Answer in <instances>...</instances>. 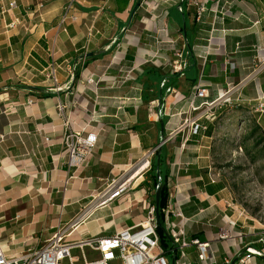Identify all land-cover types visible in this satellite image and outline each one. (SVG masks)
<instances>
[{
	"label": "crops",
	"instance_id": "0c3cea01",
	"mask_svg": "<svg viewBox=\"0 0 264 264\" xmlns=\"http://www.w3.org/2000/svg\"><path fill=\"white\" fill-rule=\"evenodd\" d=\"M15 1L16 10L0 12V245L7 256L45 246L58 230L79 242L139 226L154 205L145 175L153 160L167 175L160 209L167 238L159 245L169 264H237L247 248H264V228L242 217L212 173L213 133L180 131L196 87L207 93L196 105L223 94L239 105L223 104L202 120L213 128L217 119L238 120V110L244 121L261 117L255 110L264 106V0ZM67 7L74 20L60 25ZM181 49L189 60L175 73L163 58L174 60ZM50 66L56 85L47 78ZM162 80L172 86L159 105ZM68 126L97 134L76 171L66 166ZM120 178L129 179L128 190L100 207L97 195ZM192 240L208 244V262H199Z\"/></svg>",
	"mask_w": 264,
	"mask_h": 264
},
{
	"label": "built area",
	"instance_id": "2783aa9c",
	"mask_svg": "<svg viewBox=\"0 0 264 264\" xmlns=\"http://www.w3.org/2000/svg\"><path fill=\"white\" fill-rule=\"evenodd\" d=\"M4 3H6V6H4ZM0 4L2 5L1 14L17 9L15 0H0ZM69 9L70 7L64 9L60 25H65L66 21L71 18L68 15ZM204 10V7L198 8L197 18L203 14ZM155 41L156 45L159 46L160 40L155 39ZM174 57L175 59L171 60L165 55L163 64L171 71L180 73L186 66L184 49L175 51ZM77 65L78 63L74 64L71 70H75ZM55 71V67L50 66L47 78L56 85ZM87 83L94 84V81L89 79ZM224 96L225 94L221 95L219 99L211 103L204 101L196 105L197 100H203L207 97L204 88L196 87L188 101L187 110L183 113L184 119L180 131L187 128L191 137L195 136L199 130H204L202 120L213 118L214 111L223 104H233L230 99L224 98ZM26 104L32 105L33 101L28 100ZM255 111L264 113V106H259ZM95 114L93 112L92 115ZM63 144L67 152L66 166L76 171L84 166L88 157L96 148L97 134L73 131L68 126L63 137ZM150 155L153 156L154 151ZM157 180L160 181V177H157ZM211 181L213 182L212 179ZM128 188L129 179L111 180L105 189L97 195L99 206H108L120 198ZM156 229V208L152 204L146 208L145 220L142 224L133 228L116 230L108 236L89 238L79 242H67L64 231L58 230L46 242L45 246L37 250L28 249L19 256H7L0 245V264H169L164 251L159 245ZM178 236L179 233L172 232V238ZM220 236L221 239L227 237L224 234ZM190 244L196 247L199 262L206 263L209 261L208 244L201 243L198 240H192ZM183 246L186 245L183 244ZM74 251L78 253L75 254ZM252 257L264 258V248L260 250L247 248L245 255L239 258L237 264H247ZM223 264H230V261L225 260Z\"/></svg>",
	"mask_w": 264,
	"mask_h": 264
},
{
	"label": "rangeland",
	"instance_id": "374dc122",
	"mask_svg": "<svg viewBox=\"0 0 264 264\" xmlns=\"http://www.w3.org/2000/svg\"><path fill=\"white\" fill-rule=\"evenodd\" d=\"M217 120L208 141L212 173L228 187L242 217L264 228V135L253 132L249 121Z\"/></svg>",
	"mask_w": 264,
	"mask_h": 264
},
{
	"label": "trees",
	"instance_id": "16d2710c",
	"mask_svg": "<svg viewBox=\"0 0 264 264\" xmlns=\"http://www.w3.org/2000/svg\"><path fill=\"white\" fill-rule=\"evenodd\" d=\"M185 53H186V66H185V68H186L187 64H188V60H189V52L185 51ZM178 77H179V75L175 76L173 79H177ZM170 86H172V85H170V84L168 85L165 80L161 81L160 91L158 92V95H157V100H158L159 105L162 104L163 97L171 89ZM34 90L38 91V92H43L42 89H34ZM41 96L43 98H51L54 95L50 94V93H44L43 92V93H41ZM233 105L234 104H231V106H233ZM236 106H239V105L238 104L234 105V107H236ZM234 111L236 112L237 110L234 108ZM234 115L237 116L235 118H238V121L245 122L243 119L244 116H242V113L239 110ZM260 115H261V117L259 118V120L257 122L253 121L252 119H250L249 122H252V124H253V132L259 131L262 135H264V126H262V124H264V113H261ZM160 120H161V118H160ZM231 121H233V120H231ZM234 121H237V120H234ZM226 122L229 123V121H226ZM246 122H248V121H246ZM202 124H203L204 130H199L195 136H199L200 134H206L208 137L211 136L214 128L211 125H208L207 123L202 122ZM159 160H160V158H159ZM145 175L148 176V178L152 181V188L154 191H156L157 189H160L159 224H157L156 233L158 235V239L159 240L161 239V241H163L165 237L167 238V236H166V232L164 231V229L162 227V222H161L162 217L160 214V209L162 208V206H163V204L167 198L166 184H165L167 175H161V172L159 170V166H157V164H156V160L151 161L150 169ZM157 177H160V181L157 180ZM164 253H165V251H164ZM165 255H166V253H165Z\"/></svg>",
	"mask_w": 264,
	"mask_h": 264
},
{
	"label": "water",
	"instance_id": "95a60500",
	"mask_svg": "<svg viewBox=\"0 0 264 264\" xmlns=\"http://www.w3.org/2000/svg\"><path fill=\"white\" fill-rule=\"evenodd\" d=\"M138 6H139V2L135 5L134 11L137 9ZM149 155H147L136 167H134L131 170V173L130 174L135 173L142 165H144L145 163H147L148 162ZM159 199H160V189H157L155 191V196H154V206L156 208V222H157V224H159ZM172 264H174V263L172 262Z\"/></svg>",
	"mask_w": 264,
	"mask_h": 264
},
{
	"label": "bare ground",
	"instance_id": "6f19581e",
	"mask_svg": "<svg viewBox=\"0 0 264 264\" xmlns=\"http://www.w3.org/2000/svg\"><path fill=\"white\" fill-rule=\"evenodd\" d=\"M144 168H139L135 173H133L130 177V179H133L134 177H136Z\"/></svg>",
	"mask_w": 264,
	"mask_h": 264
}]
</instances>
